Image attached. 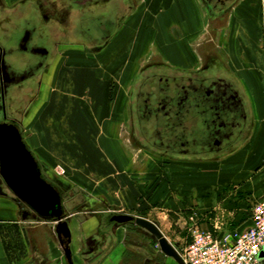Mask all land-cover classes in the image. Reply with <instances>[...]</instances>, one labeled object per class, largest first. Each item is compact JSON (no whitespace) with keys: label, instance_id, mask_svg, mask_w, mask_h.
<instances>
[{"label":"rangeland","instance_id":"1","mask_svg":"<svg viewBox=\"0 0 264 264\" xmlns=\"http://www.w3.org/2000/svg\"><path fill=\"white\" fill-rule=\"evenodd\" d=\"M128 5L127 15L102 48L90 50L70 43L61 50L46 93L40 94L22 130L43 175L74 205L65 221L72 231L70 249L75 264H81L84 240L78 213L85 223L101 211L147 219L181 253L189 243L192 224L221 235L240 230L259 199L251 191L241 197L238 187L253 189L260 178V168L251 167L258 162L249 155L262 147L254 136V132H264L260 105L258 116L263 119L255 130L252 122L246 140L231 154L203 162L164 158L141 148L133 139L130 109L134 85L149 67L194 73L215 66L230 77L264 75V0L251 2L250 7L247 4L248 16L246 3L239 1L221 17L211 14L201 0H128ZM102 91L104 97L99 96ZM82 123L88 140L96 142L87 147L92 150L91 157L96 160L103 153L97 145L100 143L117 160L112 193L102 192L92 179H84L71 168ZM43 130L59 140L55 142V157L43 144ZM81 198L103 206H80ZM238 215L241 219H236ZM33 220L38 222L33 227L41 236L52 238L47 245L57 252L52 263L66 264L53 229ZM138 228L132 229L133 237L151 241V247L158 249L156 239Z\"/></svg>","mask_w":264,"mask_h":264},{"label":"flooded vegetation","instance_id":"2","mask_svg":"<svg viewBox=\"0 0 264 264\" xmlns=\"http://www.w3.org/2000/svg\"><path fill=\"white\" fill-rule=\"evenodd\" d=\"M104 1L107 3L103 5ZM201 1L211 14L221 17L227 16L240 0ZM128 8V0H0V125H12L22 134L40 94L46 93L61 50L69 48L70 43L90 50L102 48L117 31ZM228 86L236 90L232 106L237 113H233L230 127L226 124ZM242 101L244 109H240ZM130 113L133 139L141 148L164 158L198 162L225 156L232 143L236 144L233 149L238 148L252 124L246 97L215 66L194 73H176L163 66L147 68L134 85ZM41 173L60 193L69 214L74 205L47 180L42 169ZM0 195L19 206L23 219H31L28 221H33L32 225L38 223L33 220H39L37 215L13 197L1 176ZM85 204L93 208L103 206L79 199L80 206ZM97 214L88 218L87 223L77 214L84 236L81 263L90 264V259L107 249L116 230L126 227L124 249L133 258L132 264H177L159 247L152 248L151 241L134 238L132 229L138 228L135 223L113 221L118 214L112 211ZM46 224L52 230L51 224ZM70 232L72 242L71 229ZM129 234L131 239L127 240ZM55 238L60 246L56 234ZM90 251L92 257L88 258ZM72 260L75 264L73 254Z\"/></svg>","mask_w":264,"mask_h":264},{"label":"crops","instance_id":"3","mask_svg":"<svg viewBox=\"0 0 264 264\" xmlns=\"http://www.w3.org/2000/svg\"><path fill=\"white\" fill-rule=\"evenodd\" d=\"M71 1L81 2L82 0H66V2ZM258 1L259 0H240L241 4L246 3L244 7L246 16H248L247 13L250 10L249 7L251 2L256 3ZM230 65L232 67V63H230ZM255 74V77L250 73L233 74V78L228 76L229 79L235 84L237 89L244 94L246 99H248L247 102L250 109L254 130L257 128L258 122L264 118V75L258 73ZM99 96L104 97L103 91L99 94ZM257 105H260V107L263 109L261 113L263 114V118L258 116ZM80 126L81 130L77 135L78 140L75 142V156L71 159V161L75 162L71 168H75V171H77L78 174L84 179H92L94 181V185L97 188H100L102 192L112 193V191H115L116 189L115 178H113V169L115 170L118 168L117 160L110 152L105 151V148H103L100 143L97 145L101 146H99V148H101V152L103 151V153H101V155H99L96 160L93 159L91 157L92 150H89L87 147L89 145L93 146L96 144V142H90L85 134L87 130L86 127H84V124ZM47 131L48 130H43V144L55 157V142L58 143L59 140L50 137V132ZM254 133H256L254 136L256 135V140L262 145V147H260V149H255L251 154L249 153V155H253L252 160L258 162L251 167L260 168V178H258L255 188L252 189V186L245 185L238 187V190L242 193L241 197L247 195V193H250V191L253 192L256 194V198H259L257 200L259 201L264 196V132L260 131L258 133ZM252 135L250 136V139L248 140V143L244 149L245 151L248 150V144H250L253 139ZM245 140L246 138L243 140V142ZM255 143L257 142L255 141ZM234 150L235 149L231 150L226 155L231 154ZM245 153L246 155L248 154V152ZM174 160L184 161L187 159L174 158ZM187 161L194 160L189 159ZM111 166L113 167L110 168ZM110 176L111 179H109ZM226 186H228V183H226ZM21 216L22 215L19 206L15 204V202L0 195V264H53L52 258L57 256V252L51 246L47 247L51 237L47 238L45 234L41 236L36 230L37 227H33L34 225L31 223L33 221H28L31 219L25 220ZM236 219H241V217L238 215ZM249 226L250 220L246 222L243 220L239 226L240 230L238 231L246 230L249 228ZM202 229L212 231V229H208L206 226H203ZM120 230L124 231L120 232ZM125 230H127V228L123 229L122 227L117 229L112 240L108 241L107 249H102V252L100 251L101 254L96 255L95 259H90V264H132L131 262L133 258L124 249V242L126 240L124 234ZM221 234L216 235L221 236ZM88 253L89 254L87 256L89 258L92 253L91 251ZM91 257L92 256H90V258Z\"/></svg>","mask_w":264,"mask_h":264},{"label":"water","instance_id":"4","mask_svg":"<svg viewBox=\"0 0 264 264\" xmlns=\"http://www.w3.org/2000/svg\"><path fill=\"white\" fill-rule=\"evenodd\" d=\"M228 89L229 93L226 94V124L230 127L232 115L235 113L232 99H234L236 90L229 86ZM244 107L245 103L240 102V109H244ZM235 145L232 143V148L228 149V152L233 150ZM0 176L14 198L33 211L41 222L52 225V229L60 242L66 264H73L69 246L71 232L68 223L65 221L68 213L63 205L62 197L42 177L40 166L24 142L22 134L12 125H0ZM113 221L135 223L136 226L156 239L160 251L165 256L177 264H184L176 248L170 245L154 223L144 218H134L127 215H115ZM259 261L264 264V251L259 254Z\"/></svg>","mask_w":264,"mask_h":264},{"label":"built area","instance_id":"5","mask_svg":"<svg viewBox=\"0 0 264 264\" xmlns=\"http://www.w3.org/2000/svg\"><path fill=\"white\" fill-rule=\"evenodd\" d=\"M250 226L221 236L196 222L189 228V243L177 253L184 264H262L264 251V196L250 209Z\"/></svg>","mask_w":264,"mask_h":264}]
</instances>
